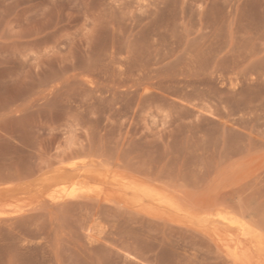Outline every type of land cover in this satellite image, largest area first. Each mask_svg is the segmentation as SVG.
<instances>
[{
    "label": "rangeland",
    "instance_id": "rangeland-1",
    "mask_svg": "<svg viewBox=\"0 0 264 264\" xmlns=\"http://www.w3.org/2000/svg\"><path fill=\"white\" fill-rule=\"evenodd\" d=\"M0 208V264H264V0H0Z\"/></svg>",
    "mask_w": 264,
    "mask_h": 264
},
{
    "label": "bare ground",
    "instance_id": "bare-ground-1",
    "mask_svg": "<svg viewBox=\"0 0 264 264\" xmlns=\"http://www.w3.org/2000/svg\"><path fill=\"white\" fill-rule=\"evenodd\" d=\"M87 167H88V166H87ZM87 167H86V168H87ZM77 169H78V168H77ZM81 169H82V168H81ZM87 169H88V168H87ZM71 170H72V169H71ZM58 171H59V170H58ZM75 171H76V170H75ZM83 171H84V170H83ZM85 171H86V170H85ZM84 173H85V172H84ZM84 173H83V174H84ZM71 174H72V173H71ZM73 174H74V173H73ZM88 174H90V173L87 172L85 175H88ZM55 175H56V174H55ZM61 175H62V174H61ZM89 176H90V175H89ZM53 179H54V178H53ZM54 181H55V180H54ZM54 181H53V182H54ZM48 182L50 183L51 181H48ZM44 183H46V180H45ZM55 184H56V183H55ZM50 186H51V185H50ZM4 187H8V186H4ZM38 189H39V188H38ZM55 191H56V190H55ZM69 191H70V190H69ZM72 191H73V190H72ZM56 193H57V192H56ZM50 196H51V195H50ZM88 196H89V195H88ZM48 197H49V196H48ZM80 197H81V196H80ZM16 198H17V197H16ZM16 198H15V199H16ZM18 198H19V197H18ZM18 198H17V199H18ZM52 198L54 199V197H52ZM162 198H163V197H162ZM63 199H64V197H63ZM7 201H11V200H7ZM13 201H14V200H13V198H12V202H13ZM54 201H55V199H54ZM15 202H16V201H15ZM0 209H1V208H0ZM0 213H1V212H0ZM3 214H4V213H3ZM6 214H7V213H6ZM235 260H236V259H235Z\"/></svg>",
    "mask_w": 264,
    "mask_h": 264
}]
</instances>
